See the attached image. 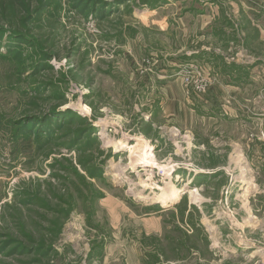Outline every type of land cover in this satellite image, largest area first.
I'll use <instances>...</instances> for the list:
<instances>
[{"label": "rangeland", "instance_id": "obj_1", "mask_svg": "<svg viewBox=\"0 0 264 264\" xmlns=\"http://www.w3.org/2000/svg\"><path fill=\"white\" fill-rule=\"evenodd\" d=\"M1 8L0 264L264 259V0Z\"/></svg>", "mask_w": 264, "mask_h": 264}, {"label": "trees", "instance_id": "obj_2", "mask_svg": "<svg viewBox=\"0 0 264 264\" xmlns=\"http://www.w3.org/2000/svg\"><path fill=\"white\" fill-rule=\"evenodd\" d=\"M1 6H2V13L5 15L7 14V10H9L10 13H16V11H18V13H25V14H29L31 12V0H9L7 2V0H0ZM9 3V5H8ZM1 45H0V49H1ZM11 52V51H9ZM47 119V120H46ZM44 119L43 121H40L41 123H39L40 125L38 126V131L39 132H43L45 134H49L51 131L48 129V123H49V119L48 117ZM43 122H47L46 124H42Z\"/></svg>", "mask_w": 264, "mask_h": 264}, {"label": "built area", "instance_id": "obj_3", "mask_svg": "<svg viewBox=\"0 0 264 264\" xmlns=\"http://www.w3.org/2000/svg\"><path fill=\"white\" fill-rule=\"evenodd\" d=\"M184 82L187 87H190V88L194 87L195 88L194 90L199 93L205 92L206 87H207L206 82L204 83V82L197 80L193 76L192 72H189V71H187L186 75H184ZM257 264H264V259L259 260Z\"/></svg>", "mask_w": 264, "mask_h": 264}, {"label": "bare ground", "instance_id": "obj_4", "mask_svg": "<svg viewBox=\"0 0 264 264\" xmlns=\"http://www.w3.org/2000/svg\"><path fill=\"white\" fill-rule=\"evenodd\" d=\"M179 194H178V191L177 190H175L174 192H172L171 194H169V195H164V196H162V197H160V198H158V202L160 201L161 203H167V200H172V199H176V198H178L177 196H178ZM157 199V198H156Z\"/></svg>", "mask_w": 264, "mask_h": 264}, {"label": "crops", "instance_id": "obj_5", "mask_svg": "<svg viewBox=\"0 0 264 264\" xmlns=\"http://www.w3.org/2000/svg\"><path fill=\"white\" fill-rule=\"evenodd\" d=\"M192 48V47H191ZM195 48V47H194ZM201 50H203L202 48L201 49H197V48H195V49H193V51H189V53H190V58H191V61H199V60H196V59H194V58H196V56H194L193 54H191V53H194V52H199V51H201ZM255 168V167H254ZM255 244V243H254Z\"/></svg>", "mask_w": 264, "mask_h": 264}]
</instances>
